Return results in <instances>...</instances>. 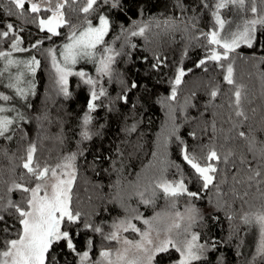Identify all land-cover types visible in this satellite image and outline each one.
Here are the masks:
<instances>
[{
    "label": "trees",
    "instance_id": "16d2710c",
    "mask_svg": "<svg viewBox=\"0 0 264 264\" xmlns=\"http://www.w3.org/2000/svg\"><path fill=\"white\" fill-rule=\"evenodd\" d=\"M5 3L0 0V30H6L4 25L8 22L23 28L22 47L29 49L31 57L35 56L40 64L34 73V94L22 109L23 119L18 118L6 134L11 139L0 137V196L20 200L19 192H7L13 180L34 186L35 178L22 167L30 145L35 144L34 161L41 167H55L70 153L82 152L77 157L72 190L73 210L82 214L77 225L80 234L74 242L77 250L83 251L91 238L92 260L99 259L103 249H118L117 241L106 238L114 231V222L136 215L151 220L156 213L174 214L194 207L198 216L191 232L199 233V242L209 249L204 259L194 264H264V258L257 255L259 225L243 219L246 213L264 206V176L248 180L253 174L249 164L255 169L257 160L248 151V141L239 136L244 131L257 142L264 141V60L260 59L264 48L241 45L231 54L236 83L229 85L223 79L229 61L222 62L225 69L212 61L197 67L212 47L201 33L218 30L212 15L216 0H180L183 8L177 0H119L116 8L111 6L112 0H98L95 10L88 14L79 11L85 3L79 0L71 5L75 12L65 9L71 22L83 26L86 19L107 16L110 29L105 44L97 46L98 54L107 46L120 53L115 56L111 78L100 76L95 61L75 66L74 72L88 73L98 80L97 90L103 86L106 91L96 102L98 107L89 112L91 86L79 76H69L70 94L65 96L47 51L64 44L71 28H60L58 36L47 34L34 23L7 16L2 7ZM220 14L227 24L237 14L241 21L251 18L250 12L231 5L221 9ZM145 23L149 28L144 36L128 35ZM11 39L0 40V51L10 50ZM37 40L43 44L31 48ZM260 41L264 43V36ZM132 44L136 47L132 48ZM157 57L161 63L153 68ZM181 66L186 75L177 87L175 100L168 99ZM132 82L138 87L127 91ZM237 85L242 86L241 107L247 120L235 114L233 94ZM217 89L218 95L213 98L211 92ZM126 92L127 103L118 99ZM86 113L92 117L87 126L91 134L88 140L82 137ZM184 145L201 162L213 149L221 156L220 161H214L216 178L208 189L203 188L198 174L183 159ZM162 176L169 180L183 176L188 190L198 192L199 198L179 196L173 208V200L159 189L152 195L155 181ZM139 192L153 203L144 204ZM13 222L9 218V224ZM85 223L101 227L102 233L84 229ZM132 223L142 231L147 228L142 220L133 219ZM123 233L138 238V233L131 230ZM213 242L215 248L211 247ZM54 254L59 258L58 264H79L75 253L63 243ZM179 258V253L170 249L158 254L154 264H175Z\"/></svg>",
    "mask_w": 264,
    "mask_h": 264
},
{
    "label": "snow or ice",
    "instance_id": "6c2138e0",
    "mask_svg": "<svg viewBox=\"0 0 264 264\" xmlns=\"http://www.w3.org/2000/svg\"><path fill=\"white\" fill-rule=\"evenodd\" d=\"M78 2L79 0H6L5 5L2 7L7 16H15L23 23H34L40 31H47L53 36L60 35L59 29L62 27L71 28L68 42L62 45L63 50L60 53L62 59L57 58L56 49L50 48L47 51L51 56L52 66L58 77L57 83L60 85V91L65 96L70 94L68 90L69 76H79L83 78L84 83L91 86L88 103V110L91 112L98 107L96 102L100 97L106 95V91L103 86H100L97 90L98 80L93 79L88 73L84 71L74 72L73 68L82 59L93 60L99 65L96 70L100 76L111 78L115 56L120 55V53L116 52L113 47L107 46L98 54L97 46L105 44L104 38L110 29V20L107 16L100 15L97 26H93L90 19H86L83 26L71 22L65 9L75 12L76 9L72 8L71 5ZM97 2L98 0H85L84 6L79 11L88 14L95 10L94 6L97 5ZM103 2L107 3L108 0H103ZM249 4L250 7H248ZM7 5H11V7ZM177 5L183 8L180 0H177ZM229 5L237 10L250 12L251 18L243 19L241 23L236 24L235 30L224 32L226 21L222 18L220 10L228 8ZM111 6L114 8L119 7V0H112ZM214 7L215 11L212 12V15L215 18L218 30L214 28L208 33H201L208 39V43L212 47L210 52L199 61L197 67L212 61L216 62L220 68L225 69V64L222 62L229 61L223 79L229 85H235L234 61L231 60V54L235 53L241 45L248 48L254 46L264 48V43L260 41V37L264 36V0H216ZM41 13H47V15H41ZM193 27H195V24H193ZM4 28L6 30H0V40L12 37L10 50L0 51V60L4 61V70L7 71L11 66L19 68L23 65L25 71L34 74L40 64L35 56L28 60L16 59L13 56L14 52L29 50L22 47L24 41L20 32L24 29H18L12 22L6 23ZM148 28L149 25L145 23L138 26L137 30L129 32L128 35L130 37L144 36ZM41 44H43V41L37 40L31 45V48H36ZM131 47L135 48L136 45L132 44ZM260 59L264 60V57H260ZM160 63L161 61L157 57V63L153 65V68L159 67ZM188 71L190 72L191 69H188ZM3 74V72H0V76H3ZM185 75V69L182 66L178 67L175 79L172 82L171 95L168 99L175 100L177 87L182 84ZM23 83H25L24 71H18L14 77V82H10L7 86L15 89L17 96L26 99L35 85L29 81L27 82L29 87L25 88L21 86ZM137 87L136 82H132L127 91ZM241 88L242 86L237 85L233 94L236 107L235 114L247 120L248 117L241 107ZM217 95L218 89L211 92L213 98ZM118 99L127 103V92ZM10 100H12L11 96L0 92V101ZM14 110L0 105V137H5L7 133L12 131V125L15 123L16 117H10L4 113ZM17 117L23 119L18 111ZM91 119L92 117L86 113L83 120L85 130L82 132V137L85 140L91 139V134L87 130ZM132 130H135V126ZM239 136L248 141V151L252 152L253 159L257 160L255 169H252L251 164H249L253 174L248 177V180L252 181L264 176V141L257 142L254 136H248L244 131L239 132ZM6 138L11 139L12 136L7 135ZM177 139L179 138L177 137ZM36 151L35 144L30 145L22 163V167L26 172L35 178L34 186H28L27 183H18L13 180L7 188V192H19L21 194L20 200H13L10 195L7 199L0 196V264H58L59 258L54 253L62 243L64 247L75 253L79 259V264H154L158 254L167 253L170 249H174L179 253L180 258L175 261V264H194V262L204 259L209 249L206 244L199 242V233L190 231L198 216V210L190 207L187 209V215L180 212L174 214L156 213L151 220L136 215L114 222L111 226L114 231L108 234L106 237L108 240L121 242V231L128 232L129 230L139 233L140 239L133 241L124 238L122 248L115 251L103 249L99 253V259L92 260L91 238L85 242V250L83 251H78L77 244L74 242V237H78L80 234L77 225L82 219V214L73 210L72 190L78 171L76 166L77 157L83 153H70L55 167L48 165L41 167L38 162L34 161ZM182 155L187 164L198 174L203 182L204 189H208L209 185H213L217 172L214 161L221 160V156L215 149L203 158V162L194 153H189L187 145L183 146ZM227 159L228 157L225 156L224 160ZM157 189L166 198L173 200V208L175 207L174 200L179 196L187 195L190 198H199L198 192L188 190L183 176L176 180H169L162 176L155 181L153 196L156 195ZM138 195L144 204L153 203L152 199L143 198L144 192H139ZM9 218L14 221L12 224H9ZM133 219L143 220V223L147 225V229L142 231L135 223H132ZM243 219L245 223L259 225L260 239L257 246V255L264 258V206L258 211L246 213ZM17 224L19 225L18 228L16 227ZM83 227L96 233H102L101 227L94 226L91 223H85ZM153 232L157 237L155 241L152 236ZM162 233L163 239H159ZM211 247H216L215 242L212 243Z\"/></svg>",
    "mask_w": 264,
    "mask_h": 264
},
{
    "label": "rangeland",
    "instance_id": "374dc122",
    "mask_svg": "<svg viewBox=\"0 0 264 264\" xmlns=\"http://www.w3.org/2000/svg\"><path fill=\"white\" fill-rule=\"evenodd\" d=\"M83 1L85 2V0H83ZM239 16H240V14H237L235 16V18L233 17V20H232V23L231 24H227V23L225 24L224 32H227L229 30H235L236 24L241 23V20H240ZM98 18L96 20L90 19L93 22V26H97L98 25V23H99V19ZM47 34H50V33H47ZM222 35H223V33H222ZM67 42H68V39L66 40L65 43H67ZM62 45H63V43L60 44V46L56 49V55H57V58L58 59H62L61 56H60V53L63 50L62 49ZM13 56L16 59L28 60V59L31 58V53L29 52V50L28 51H24V52H14L13 53ZM92 61L93 60L82 59L77 64H79L81 62H83V63H91ZM75 66H74V68H75ZM74 68H73V71H75ZM18 71H24V80H25V83H23L21 85L22 87H25V88L29 87V84L27 83L29 81L32 84H34V74L25 71L23 65H21L19 68H17L16 66H11L7 71H5L4 70V61L3 60H0V72H3L4 73L3 76H0V92L4 93L5 95H8V96H11L12 97V100H10V101H0V105H3V106L8 107V108L15 109L14 111H10V112L4 113L5 115H8L10 117H16V120L15 121H17L18 118H19V117H17V111L20 114L22 113V109H23L24 105L26 104L28 98L30 97V95L33 93V90H34L33 89L32 92L29 93V95L27 96V98L24 99V98H21V97H19V96L16 95L15 89L9 88L7 86L10 82H14V77L16 76V74H17ZM63 159H64V157L59 161V163H61L63 161ZM49 183H51V181H49ZM178 212L187 215V211L185 209L183 211L181 210V211H178ZM146 229H144V230H146ZM120 236H121V242H118V244H119L118 245V248H122L123 247L122 240L124 238H127L129 240H133V241L140 239L139 233H138V238L137 237L136 238H132L130 236H127L123 232L120 233ZM152 236H153L154 241L157 240V237H156L155 232L152 233ZM189 238H190V236H189ZM159 239H163V233L161 234V236L159 237Z\"/></svg>",
    "mask_w": 264,
    "mask_h": 264
}]
</instances>
